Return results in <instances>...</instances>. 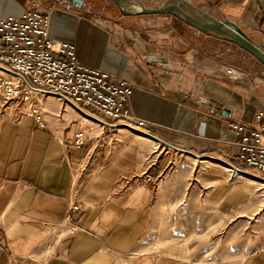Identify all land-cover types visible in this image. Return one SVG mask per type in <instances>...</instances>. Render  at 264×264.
<instances>
[{"label":"crops","instance_id":"obj_1","mask_svg":"<svg viewBox=\"0 0 264 264\" xmlns=\"http://www.w3.org/2000/svg\"><path fill=\"white\" fill-rule=\"evenodd\" d=\"M94 1L0 0V17H20L36 4L50 15L53 39L73 44L80 62L134 84L129 108L146 125L131 129L55 95L40 100L46 127L23 113L4 117L0 264L213 259L215 238L223 239L231 217H243L246 200L255 199L249 180L259 175L240 160L229 123L253 126L264 109V65L172 14L104 23ZM187 1L217 8L215 18L237 23L253 42L262 34L264 0ZM150 55L164 64L149 63ZM79 131L86 135L82 149L74 146ZM241 264H264V247Z\"/></svg>","mask_w":264,"mask_h":264},{"label":"built area","instance_id":"obj_2","mask_svg":"<svg viewBox=\"0 0 264 264\" xmlns=\"http://www.w3.org/2000/svg\"><path fill=\"white\" fill-rule=\"evenodd\" d=\"M133 91L132 82L83 64L73 44L54 40L50 15L36 4L20 17H0V123L23 113L46 127L40 100L55 95L82 112L93 111L138 130L146 122L131 114ZM254 121L253 126L241 121L229 125L239 137L240 160L264 181V109ZM85 143L86 135L79 131L74 146L82 149Z\"/></svg>","mask_w":264,"mask_h":264},{"label":"rangeland","instance_id":"obj_3","mask_svg":"<svg viewBox=\"0 0 264 264\" xmlns=\"http://www.w3.org/2000/svg\"><path fill=\"white\" fill-rule=\"evenodd\" d=\"M94 7L98 11L97 18L102 22L125 20V15L118 8L114 0H95ZM128 8L130 6H127ZM262 70L264 66L260 65ZM250 71L254 66H247ZM255 187L254 197L250 202L246 200L244 216L233 221L224 228V238L213 243V259L192 260L196 264H241L255 249L264 247V181L256 179V183L249 180ZM189 262V259L186 260ZM208 262V263H207Z\"/></svg>","mask_w":264,"mask_h":264},{"label":"water","instance_id":"obj_4","mask_svg":"<svg viewBox=\"0 0 264 264\" xmlns=\"http://www.w3.org/2000/svg\"><path fill=\"white\" fill-rule=\"evenodd\" d=\"M59 3L83 7V0H56ZM166 3L158 8H148L144 4L134 0H114L121 12L126 16L151 15V14H172L201 31L214 32L239 45L242 49L253 55L264 65V26L262 34L257 42L252 39L241 29V27L227 19L219 20L213 16L219 10L215 7L204 6L198 8L187 0H165ZM179 2L180 5L173 4ZM127 6L133 7L129 9ZM140 6V9L134 8ZM151 64H164V59L155 55L148 57ZM202 101L209 104L212 108L217 109L213 102L203 99ZM224 114L230 116L231 109L224 108Z\"/></svg>","mask_w":264,"mask_h":264},{"label":"bare ground","instance_id":"obj_5","mask_svg":"<svg viewBox=\"0 0 264 264\" xmlns=\"http://www.w3.org/2000/svg\"><path fill=\"white\" fill-rule=\"evenodd\" d=\"M134 8L140 9V6H136V7H134Z\"/></svg>","mask_w":264,"mask_h":264}]
</instances>
